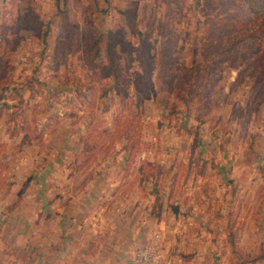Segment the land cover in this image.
<instances>
[{"label": "rangeland", "instance_id": "374dc122", "mask_svg": "<svg viewBox=\"0 0 264 264\" xmlns=\"http://www.w3.org/2000/svg\"><path fill=\"white\" fill-rule=\"evenodd\" d=\"M239 2L0 0V189L58 148L124 157L158 210L212 212L223 241L237 216L240 252L215 264H264V64L243 41L263 54L264 38ZM89 27L115 42V75L87 64Z\"/></svg>", "mask_w": 264, "mask_h": 264}, {"label": "crops", "instance_id": "0c3cea01", "mask_svg": "<svg viewBox=\"0 0 264 264\" xmlns=\"http://www.w3.org/2000/svg\"><path fill=\"white\" fill-rule=\"evenodd\" d=\"M64 151L43 154L28 173L16 165V183L0 189V264H127L159 232L171 264H215L231 251L225 226L224 241L208 229L212 212L181 206L176 216L165 204L158 210L153 196L142 197V175L127 173L124 157L87 165L72 157L76 149ZM168 185L161 186L165 203Z\"/></svg>", "mask_w": 264, "mask_h": 264}, {"label": "trees", "instance_id": "16d2710c", "mask_svg": "<svg viewBox=\"0 0 264 264\" xmlns=\"http://www.w3.org/2000/svg\"><path fill=\"white\" fill-rule=\"evenodd\" d=\"M240 8L242 10L252 12L255 14L256 22L251 28V31H258L257 33L264 38V0H239ZM248 34L244 36V40H249L250 55L257 56L260 58V65L264 64V53H260V50L256 47V36L255 34L247 32ZM86 54H87V64L90 68L97 71L105 72L110 75H115L117 71L118 62L116 59V44L109 36L101 33L96 27H89L86 31ZM258 56V57H259ZM252 59V58H251ZM249 62L248 58H244V63ZM255 69L259 67L258 64H254ZM0 111L8 110L4 106L0 107ZM1 115V114H0ZM227 222L225 227L228 232V247L234 254H239L240 249L237 243L238 234V218L233 214L228 215L226 218ZM237 254V255H238ZM255 257V256H254ZM256 261H260L259 255Z\"/></svg>", "mask_w": 264, "mask_h": 264}, {"label": "built area", "instance_id": "2783aa9c", "mask_svg": "<svg viewBox=\"0 0 264 264\" xmlns=\"http://www.w3.org/2000/svg\"><path fill=\"white\" fill-rule=\"evenodd\" d=\"M164 236L156 233L150 244L138 249L127 264H171L162 256Z\"/></svg>", "mask_w": 264, "mask_h": 264}, {"label": "water", "instance_id": "95a60500", "mask_svg": "<svg viewBox=\"0 0 264 264\" xmlns=\"http://www.w3.org/2000/svg\"><path fill=\"white\" fill-rule=\"evenodd\" d=\"M171 210L176 216H179V214H180V205L177 204V205L172 206Z\"/></svg>", "mask_w": 264, "mask_h": 264}]
</instances>
